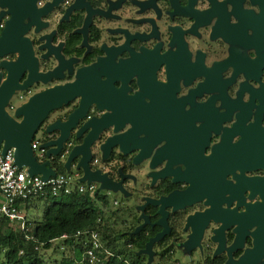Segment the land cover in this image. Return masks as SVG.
<instances>
[{
	"label": "flooded vegetation",
	"instance_id": "obj_1",
	"mask_svg": "<svg viewBox=\"0 0 264 264\" xmlns=\"http://www.w3.org/2000/svg\"><path fill=\"white\" fill-rule=\"evenodd\" d=\"M0 2L6 4L0 5V34L6 20L19 17L20 36L31 46L38 71L51 70L61 62L72 72L63 71L62 80L54 78L48 84L34 85L31 93L74 81L78 69L88 68L90 91L99 90L105 82L106 102L119 111L150 112L153 128L166 129V138L155 149L168 146L173 151L167 155L186 162L199 156L194 162L197 170L187 165L186 170L181 164L171 167H178L187 179L172 182V177H165L151 184L148 173L161 170L164 162L150 169L149 159L132 163L137 151L123 154L117 149L103 161L97 143L93 144L92 158L98 156L99 162L90 161V166L121 182L122 191L118 193L122 198L112 201L125 208L126 217L121 214L118 219L121 229L129 235L145 232L148 239L155 236L162 230L161 226H152L159 217L158 206L137 207L144 204V197L157 199L192 187L188 178L194 172L200 199L175 211L167 208L169 231L153 245V251L156 255H196V264H204L208 258H224L223 264L226 249L218 251L211 240L213 229L219 225L212 219L197 244H179L190 239L187 217L195 212L210 210L215 218L223 210L236 215L259 209V215L264 216V160L254 168L244 165L240 170L237 165L242 154L264 159V0ZM6 58L15 60L17 54L10 53ZM77 101L50 111L38 137L42 139L48 123L65 120ZM100 113L91 106L87 117ZM129 127L125 122L122 132ZM56 136L54 133L46 140ZM243 141L248 146L241 147L239 153ZM68 142L72 146L80 139L71 133ZM195 145L200 152L191 151ZM65 158V154L58 157L63 164ZM77 160H73V166ZM142 212L149 222L131 233L143 222L139 218ZM232 230V226L225 230L227 244L235 236ZM246 247H251L249 236H245ZM238 252L231 254L236 257Z\"/></svg>",
	"mask_w": 264,
	"mask_h": 264
},
{
	"label": "water",
	"instance_id": "obj_2",
	"mask_svg": "<svg viewBox=\"0 0 264 264\" xmlns=\"http://www.w3.org/2000/svg\"><path fill=\"white\" fill-rule=\"evenodd\" d=\"M1 6L6 5L0 2ZM19 17L14 20L9 18L5 21V26L0 34V151L4 155L10 148L13 149L14 164L19 168H25L28 175H40L47 179L56 174V170L51 165L50 160L66 155L64 168H70L73 160L75 169L81 170V176L78 181L81 183L98 182V188L106 191H122L121 182H114L108 177L107 172L102 169H93L89 162L92 159L91 147L97 143V148L101 154V159L107 161L110 153L117 149L123 154L137 151L132 158V163H139L149 159V168L154 169L160 163L164 162L161 170L149 172L151 184L157 179L172 177V182L183 181L184 177L179 168L172 170L173 165L193 166L196 170L195 161L200 158L177 159L167 155L172 152L168 146H156L162 139L166 138V129L153 128L150 123V112H128L119 111L105 100L103 88L106 83L99 85V90L90 91L89 82L86 77L90 71L88 68L77 70V79L67 81L61 84H54L41 90L31 93L26 100L17 106H12L13 113L7 110L10 98L18 92L29 93L36 84H48L55 79H64L63 71L72 73L68 67L63 66L61 62L45 72L38 71L37 60L33 57L32 48L27 43L20 29ZM10 53H16L15 60H8L6 56ZM77 99V105L67 113L65 120L56 119L48 123L44 130L42 142L39 148L45 149V156L39 161L34 150L31 147V141L39 132L42 122L52 110L59 109L68 105L71 101ZM94 106L102 111L87 117L89 109ZM112 106V107H111ZM106 110V111H103ZM109 111V112H108ZM128 122L130 127L122 132L124 123ZM165 131V132H164ZM57 134L56 138L46 140L47 136ZM74 134L75 139H80L79 143L71 146L68 139ZM244 137V132L242 131ZM163 137V138H162ZM246 137V135H245ZM248 143L243 141L239 144V153L241 147H247ZM154 153L152 154L153 150ZM198 145L192 146L191 151L200 152ZM244 158V159H243ZM260 160L257 155L242 154L238 158V167L243 170L245 167L254 168ZM256 162V163H255ZM186 166V170L187 169ZM192 187L184 191H173L167 196L159 198L144 197V204L137 209H144L147 204L158 206L156 211L159 214L158 219L152 223L162 227V230L150 237L144 247L137 253L147 256L146 264H151V259L155 255L153 245L169 231L167 217L169 210L175 211L190 205L200 199V187L198 176L194 174L188 178ZM248 209V208H247ZM247 213L236 214L231 210H223L222 215L211 217L213 213L210 210L204 213H196L187 217L186 227L191 229L190 239L183 241L179 247L185 246L188 241L195 245L201 239L207 222L212 219L218 223V227L213 229L211 240L216 243L218 251L226 249V259L223 264H264V216L259 215V209L247 210ZM139 218L143 222L137 226L133 232H138L141 227L149 222L147 215L142 212ZM233 227L235 236L227 244L225 230ZM246 233V234H245ZM245 236L251 239V247L244 248ZM239 251L238 255L232 256L231 252Z\"/></svg>",
	"mask_w": 264,
	"mask_h": 264
},
{
	"label": "trees",
	"instance_id": "obj_3",
	"mask_svg": "<svg viewBox=\"0 0 264 264\" xmlns=\"http://www.w3.org/2000/svg\"><path fill=\"white\" fill-rule=\"evenodd\" d=\"M51 165L57 173H66L63 160L53 158ZM97 189V188H96ZM92 198L89 192L71 194L39 195L28 200H44L40 220L27 219V230H21L0 215V253L5 264H77L83 250V238L77 236V231L95 230L99 233L104 247L113 255L107 256L103 264H126L124 259L133 264H146L147 258L137 252L148 240L145 232L129 235L117 226L119 216L125 208L114 206L107 208V195L97 190ZM97 199L100 205L94 203ZM111 204L113 202H110ZM110 204V205H111ZM113 206V205H112ZM133 228V226H132ZM25 234L32 236L27 239ZM62 234L68 237L60 240L67 247L58 258L47 260L48 251L55 246V240ZM54 248H57L54 247ZM224 258L213 260L208 258L204 264H222ZM177 261L171 255L160 253L156 262Z\"/></svg>",
	"mask_w": 264,
	"mask_h": 264
},
{
	"label": "built area",
	"instance_id": "obj_4",
	"mask_svg": "<svg viewBox=\"0 0 264 264\" xmlns=\"http://www.w3.org/2000/svg\"><path fill=\"white\" fill-rule=\"evenodd\" d=\"M20 97H22L20 95ZM11 107V105H10ZM42 139L34 137L31 147L39 161L45 156V149L39 148ZM99 162V157L94 156L91 164ZM81 172L78 170L69 173H57L49 176L46 180L40 175L30 176L23 167L19 169L14 164L13 149L10 148L4 155L0 151V215L10 223L17 222L21 230H27V218L22 207L29 199L39 195H51L52 197L60 194H71L72 192L84 193L94 192L95 183H81L78 178ZM77 236L83 238V250L79 264H103L105 257L112 256L113 253L102 244L99 233L95 230L77 231ZM27 239L32 236L25 234ZM67 234H62L58 239L64 240ZM126 264H133L124 259ZM154 264H182L179 261L155 262Z\"/></svg>",
	"mask_w": 264,
	"mask_h": 264
},
{
	"label": "rangeland",
	"instance_id": "obj_5",
	"mask_svg": "<svg viewBox=\"0 0 264 264\" xmlns=\"http://www.w3.org/2000/svg\"><path fill=\"white\" fill-rule=\"evenodd\" d=\"M33 90V89H32ZM34 91V90H33ZM31 93V91H30ZM20 95L22 97H20ZM29 96V93H25V92H18V93H15L11 98H10V101H9V105L7 106V110L11 113H13V108L10 107V105L12 106H17L19 104H21L24 100H26V98ZM39 136V135H38ZM37 136V137H38ZM73 170H76L75 169V166H73L71 164L70 168L67 170V172L69 173L70 171H73ZM95 184L98 185V182L95 181ZM100 194H107V191L106 189H100L97 187L96 189ZM90 196L93 198L94 197V193L93 192H89ZM107 198L109 199L110 202L113 201V199H121L122 198V195L120 193H118V191H111L109 194H107ZM109 202V206L107 208H113L114 206H116L115 204H111ZM94 203L96 205H100L99 201L97 199H95ZM111 204V205H110ZM113 205V206H112ZM101 206V205H100ZM43 207V204L41 203V205L37 206L36 208H28L27 210L24 211V213L26 214V217L27 219H30V220H37V219H40L41 218V215H42V208ZM125 211L122 213L124 215ZM124 217H126V215H124ZM13 225L16 226L18 225L17 222H13ZM117 226L120 227V223L118 222L117 223ZM57 248H54L56 247ZM53 248H51L49 251H48V254H49V257H47L46 259L49 260V259H53V258H58L60 257V255H62L63 251L67 250V247L63 244L62 241H55V246ZM196 256V255H195ZM189 257V256H186V255H182L180 253L178 254H174L172 255V259H175L179 262H181L182 264H196V259L198 258L197 256L196 257ZM158 259V255H154L153 258L151 259V264H154L155 261H157ZM0 264H5L4 263V258H3V255L2 253H0ZM79 264V263H77Z\"/></svg>",
	"mask_w": 264,
	"mask_h": 264
},
{
	"label": "crops",
	"instance_id": "obj_6",
	"mask_svg": "<svg viewBox=\"0 0 264 264\" xmlns=\"http://www.w3.org/2000/svg\"><path fill=\"white\" fill-rule=\"evenodd\" d=\"M38 136V133L35 135V137H37ZM39 138V137H38ZM41 203L43 204V207H44V200H34V201H32V202H27L23 207H22V209H23V211H25V210H27L28 208H36L37 206H39V205H41ZM42 207V208H43ZM42 211H43V209H42ZM25 216H26V214H25ZM27 218V217H26ZM28 220H30V219H28ZM37 220H40V219H37ZM30 221H32V220H30ZM33 221H36L35 219L33 220ZM55 241H60L59 239H56ZM144 255V254H143ZM146 256V255H145ZM146 258H147V256H146ZM156 262V261H155ZM154 262V263H155Z\"/></svg>",
	"mask_w": 264,
	"mask_h": 264
}]
</instances>
